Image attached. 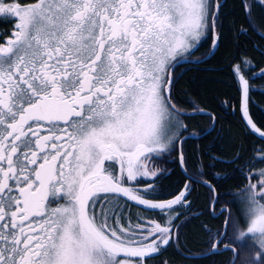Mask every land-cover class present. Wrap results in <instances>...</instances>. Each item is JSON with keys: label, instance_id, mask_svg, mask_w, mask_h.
Listing matches in <instances>:
<instances>
[{"label": "snow or ice", "instance_id": "snow-or-ice-1", "mask_svg": "<svg viewBox=\"0 0 264 264\" xmlns=\"http://www.w3.org/2000/svg\"><path fill=\"white\" fill-rule=\"evenodd\" d=\"M227 7L0 0V25L9 26L0 36V264H153L169 249L184 256L182 227L201 215L222 219L215 230L199 225L201 257L228 252L229 264H264V117L250 95L264 81V60L250 55L264 57V0ZM225 22L237 92L225 105L256 143L227 158L197 156L185 148L199 135L193 121L207 117L214 130L216 117L178 98V70L219 51ZM169 158L182 178L162 195ZM218 164L242 177L222 207ZM197 188L207 206L189 216Z\"/></svg>", "mask_w": 264, "mask_h": 264}, {"label": "trees", "instance_id": "trees-1", "mask_svg": "<svg viewBox=\"0 0 264 264\" xmlns=\"http://www.w3.org/2000/svg\"><path fill=\"white\" fill-rule=\"evenodd\" d=\"M228 7L226 12L233 11L234 0H227ZM231 19H234L231 18ZM225 34L228 37L224 45L208 60H205L200 64H187L178 70V74H181V79L176 85L177 96L180 100L185 102H192L200 106H206L207 110L212 112L217 121L214 130L204 136L201 139H192L186 145L185 148L190 153H195L197 156L201 152H211L213 155H220L221 153L227 155L231 152L233 147L239 148L241 146H247L250 143H256L254 140H245L241 133L240 120L237 114L232 108L226 107L225 102L230 101L234 106L236 104L237 92L233 86V82L226 71L229 60L232 54L235 52L234 40L231 32L229 31V23L225 22ZM251 48L250 45H248ZM207 52V46L202 48L197 57H200ZM250 55L255 56L257 61L264 60L258 52H250ZM259 68L256 73L258 74ZM254 104L251 105L252 112L257 118L264 117V81L258 80L254 86V90L250 93ZM194 124L197 125L196 131L199 134L206 132L211 125L208 122L207 117H198ZM208 126V127H207ZM243 142V144H241ZM208 162V161H205ZM170 168V176L160 181V194L167 195L175 190L176 186L180 183L182 178L180 170L174 163V158H169L167 163L162 165ZM216 169L220 174L219 184L220 191L223 197V201L220 206L225 203L232 202L231 193L235 191L234 186L241 182L242 177L239 173L234 171V167H228L226 165H216ZM195 206L192 213L189 216L194 215L197 210L201 212L207 206V190L203 188H197L196 192L192 194ZM155 215V213H149ZM202 223L208 224L210 228L215 230L219 227L216 224V220L207 215H201L199 219L192 220L186 227H182V232L185 237V244L188 251L181 256L177 253L176 249H169L160 258L153 261V264H162L167 260L169 264H219V262L210 261L208 258L200 260V257H187L196 253H201L202 245L204 243V235L199 229V225ZM191 253V254H189ZM197 253V254H198ZM186 254V255H185ZM227 253L224 254V256ZM222 258V263L225 264L230 257ZM246 259L247 256L245 255ZM212 259V258H211ZM239 264V261L237 262Z\"/></svg>", "mask_w": 264, "mask_h": 264}, {"label": "flooded vegetation", "instance_id": "flooded-vegetation-1", "mask_svg": "<svg viewBox=\"0 0 264 264\" xmlns=\"http://www.w3.org/2000/svg\"><path fill=\"white\" fill-rule=\"evenodd\" d=\"M8 25H0V36H3V34L7 31V29H8ZM216 121H217V119H216ZM211 127H212V125H211ZM210 127V128H211ZM209 128V129H210ZM208 129V130H209ZM205 133V132H204ZM204 133H202V134H204ZM202 134H199V135H202ZM195 140H197V139H195ZM167 169H168V173L166 174V176H165V178L166 177H168V176H170L171 174H170V168L168 167V166H165ZM222 207V206H221ZM135 211V210H134ZM214 220H216L218 223H216L218 226H219V223H222V219H214ZM184 222L182 221V224H183ZM204 251V249H202V250H200V252L202 253ZM198 253V252H197ZM196 253V255H194V254H191V253H189V254H191V255H186L187 257H200V260H202V259H204L203 257H201V253H198L197 254ZM225 253H227L225 256H224V254ZM222 256H224V257H230L228 260H227V262L225 263V264H229V261L231 260V259H233V257L231 256V254L230 253H228V252H223L221 255H215V256H213L212 257V259H210V261H213V262H219V264H221V262H222V258H220V257H222ZM211 262H208V264H210Z\"/></svg>", "mask_w": 264, "mask_h": 264}, {"label": "bare ground", "instance_id": "bare-ground-1", "mask_svg": "<svg viewBox=\"0 0 264 264\" xmlns=\"http://www.w3.org/2000/svg\"><path fill=\"white\" fill-rule=\"evenodd\" d=\"M215 126H216V123H215V125H214V128H215ZM208 127V126H207ZM213 128V125H212V127L210 128V129H212ZM209 129V130H210ZM208 131V130H207ZM207 131L204 133V134H206L207 133ZM204 134H202V135H204ZM202 135H198L197 137H199V138H195V139H201V138H203V137H200V136H202ZM222 263V262H221Z\"/></svg>", "mask_w": 264, "mask_h": 264}, {"label": "water", "instance_id": "water-1", "mask_svg": "<svg viewBox=\"0 0 264 264\" xmlns=\"http://www.w3.org/2000/svg\"><path fill=\"white\" fill-rule=\"evenodd\" d=\"M213 56V55H212ZM212 56H209V57H207L205 60H208L210 57H212ZM213 130V128L209 131V132H211ZM208 132V133H209ZM208 133H206V134H208ZM206 134H204V135H202V136H200V137H203V136H205ZM196 138H199V137H196ZM195 139V138H194Z\"/></svg>", "mask_w": 264, "mask_h": 264}]
</instances>
